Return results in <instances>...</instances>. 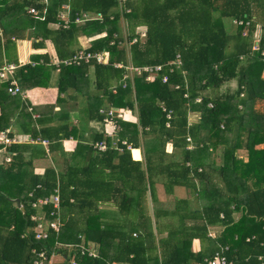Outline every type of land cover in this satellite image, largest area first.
Masks as SVG:
<instances>
[{
    "label": "trees",
    "instance_id": "1",
    "mask_svg": "<svg viewBox=\"0 0 264 264\" xmlns=\"http://www.w3.org/2000/svg\"><path fill=\"white\" fill-rule=\"evenodd\" d=\"M64 4L68 6V28H61L57 20V13ZM29 8L38 14H28ZM84 12L99 14L100 20L75 26L72 21ZM11 16H15V24L1 26V22ZM121 17L132 32L126 39L120 37L116 25ZM229 20L249 21L251 33L241 36L243 26L236 24L233 33L227 34L223 21ZM24 21H28L25 26L21 25ZM48 23L56 25V30L48 31ZM0 27L3 38L0 59L6 58V62L16 65L8 60L10 38L20 39L19 32L26 28L32 29L33 35L42 28L40 36L50 39L56 60H67L76 54L69 48L78 35L93 38L85 52H106L107 62L60 65L59 79L62 75L76 79L91 66L95 90L110 108L126 107L135 112V124L116 122L118 140L135 148L138 128L143 135L152 137L143 141L141 170L139 162L132 161L125 146L118 143L120 156L116 150L107 148L81 170L71 168L56 175L46 169L42 176L34 175L27 170L30 163L20 159L16 146L20 142L19 135L9 128L15 111L23 114V110L30 111V108L20 96L7 95L5 86L0 84V130L8 128L9 136L16 140L5 150L10 160L2 159L0 163V264H32V250L40 249L47 255L51 252L59 255L61 261L55 264H206L204 259H210L214 253H220L225 264H264V148L254 150L256 144L264 142V114H245L244 111L245 106L264 100V81L260 78L264 65L260 56V51H264V0H125L122 3L119 0H45L44 3L41 0H0ZM256 27L259 51L251 52L252 32ZM136 29L143 30L144 40L125 46L126 41L137 38L140 31L134 33ZM101 34L104 36L99 37ZM176 59L180 62L177 68L166 66ZM51 62L53 60L46 59L16 69L19 89L47 87L41 80L48 68L54 69ZM156 65L164 67L152 81H145L144 75L135 76L127 70L128 67ZM169 67L172 72H168ZM162 75L166 76L165 83L160 80ZM176 85L178 88H173ZM222 85L228 88L220 92ZM230 85L235 86L234 92L229 91ZM196 98L200 100L198 103ZM9 107L13 114H8ZM189 112L199 114L197 123L188 124ZM25 113H29L24 114L28 118L25 144L42 146L41 155L48 153V147L51 150L56 147L43 139H56L58 144L62 137H68L64 125L47 126L45 118L37 119L43 127L35 130L29 121L31 112ZM167 113L170 118L166 120ZM95 115L93 120L102 125V115L98 112ZM233 127L244 128V146L248 149L246 163L237 160L233 153L239 134L222 150V164L217 172L215 168L207 170L210 167L203 162L208 157L207 149L216 147L213 139ZM168 143L170 148L180 151L178 159H164L163 145ZM106 144L108 147L109 140ZM193 144L192 150H186V146ZM133 157L138 158L137 152H133ZM114 159L117 163L112 164ZM105 170L117 176V188L109 181L110 175L104 174ZM210 172L217 173L226 188L227 197L220 202L217 199L210 205L200 202V208L191 211L186 200L180 198L174 201L171 212L160 214L154 209L149 215L144 213L142 204L147 196L151 207L157 200L155 187L159 181L165 195L173 191L182 194L185 190L195 193L196 199L204 190H214L217 196L221 195L218 185L210 180ZM78 174L89 181L80 182L76 179ZM120 175L124 179H120ZM91 176L94 178L89 179ZM55 188L65 216L61 211L58 232L49 230L47 240L35 241L34 225L29 218L43 208L41 212L51 208L31 209L29 204L49 195ZM82 188L89 193H80ZM111 189L116 194L128 189L116 200L122 220H115L113 225L105 223L103 211L96 209L111 201L108 197ZM14 200H18L20 207ZM233 211L239 212L235 221L231 217ZM160 218L167 223L160 225ZM209 231L216 235L208 236ZM161 232L166 234L159 238ZM193 239L199 243L196 253L189 252ZM56 242L73 247L56 248ZM82 244L84 251L78 247ZM88 247L94 251V256L85 252Z\"/></svg>",
    "mask_w": 264,
    "mask_h": 264
},
{
    "label": "crops",
    "instance_id": "2",
    "mask_svg": "<svg viewBox=\"0 0 264 264\" xmlns=\"http://www.w3.org/2000/svg\"><path fill=\"white\" fill-rule=\"evenodd\" d=\"M42 3L45 2V0H41ZM15 16L7 17L4 21H2V25L5 28L11 27L15 24ZM10 21V25L9 22ZM28 21H24L21 23V25H26ZM224 24V22H223ZM1 28V27H0ZM42 29V28H41ZM41 29L39 31H41ZM46 29L48 31H54L56 30V25L53 23H48L46 26ZM45 30V27H44ZM38 31V34L33 35L32 29L26 28L23 32H19L22 34V37L20 39H11L12 46H10L8 50V60H11L12 62H16L20 67H22L25 64L33 65L35 63H40L43 60L50 61H56V56L54 54V49L52 46V43L50 39H45L40 36L41 32ZM10 32V31H9ZM92 41L93 38H86L85 36L78 35L75 40L71 42L70 50H74L76 53L79 51H84L89 47L88 41ZM0 42L2 44L3 38L2 33L0 29ZM37 45V46H34ZM1 64L3 62H6V58H1ZM19 67V68H20ZM18 70V69H17ZM264 70V65L261 69V80L264 81V78L261 77ZM60 72L55 71L54 69H49L48 72L43 75L41 82L44 84H47V87H25V89L22 91L21 99L24 101V104H27L30 108L29 110H26L25 112H31L30 114V125L35 130L42 128L41 124L39 125L37 123V119H43L45 118V122L47 123V126L53 127L56 125H64L65 133L68 134V137H62V139L57 144L56 139H43L50 144H55V148L52 150L48 147V153L41 155L40 151H43V147L40 145H26L25 141L27 139L26 129L25 125L27 124L28 118L24 116L25 113L23 110V114L20 113L18 110L13 112L12 108L9 107L7 111L9 110L8 114L14 113V118L11 119V124L9 126L10 130L14 132L15 134L19 135V142L16 144L17 148H19L20 151V159L22 162L29 164L27 167V170L29 169L32 171V174L37 176H42L44 171L46 169H51L57 173H63L71 168L79 169L81 170L84 168L89 160L93 158H97L98 155H100L98 152L91 151V144L96 141H104L106 143V140H109V146L111 149L116 150L117 156H120L122 151H118V149H121L118 146V143L120 144L118 138H117V131L114 132V136L111 138H108L107 134L105 132V127L101 125L97 120H93V118L96 116L97 111L101 108H108L110 107L108 103L105 102L104 98L100 96V92H97L94 87V81H93V73L92 68L89 66L86 69V73L83 75H80L76 79H73L71 76L68 75H62L59 79ZM61 76V75H60ZM34 82V81H32ZM30 82V83H32ZM29 84V83H28ZM60 85V87H59ZM58 87L60 88V91H58ZM227 85H222L220 88V92L224 91L226 89ZM228 88V87H227ZM235 86L230 85L229 91L234 92ZM243 94H239V97H241ZM58 100V101H56ZM64 100V102H63ZM79 101V103H77ZM258 106L264 107V100H256L252 105L245 106L244 111L245 114H264V111H259L257 108ZM240 109V106L238 107ZM16 114V115H15ZM131 124H133L136 121L135 118V112H132L131 115ZM35 118V119H34ZM199 118L198 113H187V122L188 124H195L197 123ZM195 120V121H192ZM247 127V126H245ZM222 128V127H220ZM244 128L240 127H233L230 128L229 131H226L224 134L219 135L217 139H213L216 141V147L212 150L211 148H208L207 151V159L203 162L205 165L209 166L208 169H217L222 164V150L225 148H228L230 146V143L232 142L231 139L235 137L236 135L240 134V138L236 139L235 142L237 144V148L235 149L234 156L237 160L241 161L242 163H246L248 157V149L245 144V133L243 132ZM63 134L64 131H62ZM143 131H141L139 128L137 129V139H136V145L135 148L131 147L129 152V156L132 161L139 162V169L141 170V163H144L143 158V141L152 140V137L149 135H143ZM249 139H252L250 136H247ZM98 138H100L98 140ZM254 140V139H253ZM22 144V145H21ZM113 144V145H112ZM121 145V144H120ZM169 143L165 146V160H176L180 157V151L178 149L170 148ZM36 147L34 150L33 148ZM194 144L190 147L189 150L193 149ZM199 146V144H198ZM264 148V142H259V144H256L254 146V150H261ZM40 150V151H39ZM159 150V149H157ZM137 152L138 158L133 157V152ZM17 153V152H16ZM209 154V155H208ZM5 156L4 152H0V163H2V158ZM117 163V159L113 160L112 164ZM163 166L164 164H160ZM188 165V164H186ZM200 168V167H198ZM205 168V169H206ZM104 174H109L110 178L109 181L115 186V188L118 187L119 181L117 180V176L113 172L108 173V170L104 171ZM211 181L215 182L218 187V190H221V195L217 196L215 191H202V193H205L209 197V202H206V205H210L211 203H214V201L217 199L219 202L224 197H227L226 188L223 185V181L220 180L221 178L217 175V173H209L211 175ZM115 176V177H114ZM94 178L91 176L89 179ZM76 179L80 182H86L89 181L88 179H85L81 177L80 174L76 176ZM120 179H124L122 175H120ZM159 184L156 185V195L157 200L151 207L148 202V196L143 201L142 207L144 208V213L146 215H149L153 212V210H157L158 213L163 214L167 212H171L174 208V201L176 199H180L178 196L179 191L172 192L171 195H165L164 188L162 186V183L159 181ZM84 184V183H82ZM158 187L161 188V191L158 189ZM71 188V187H70ZM128 189L122 190L121 193L116 194L113 189H111L108 192V197L111 198V201L100 204L96 207L97 210L103 211L104 213V222L110 225H113L115 220L120 222L121 217L120 215L122 212L120 211V207L118 206V202L116 201L119 197H121L123 191L127 192ZM80 193L88 194L89 191L86 188L80 189ZM183 194V193H182ZM146 195V194H145ZM196 195V194H195ZM200 195V194H199ZM197 200V203L195 204L194 208L189 207V210H196L200 207L199 197ZM18 201V200H17ZM72 201V200H71ZM166 203V205L164 204ZM172 203V204H171ZM203 203V202H202ZM221 205V204H220ZM18 206L20 207V204L18 202ZM230 208H233V205L230 206ZM61 211L63 215L65 216V213L63 212V208L60 206V214ZM236 215V217H234ZM118 216V217H117ZM232 219L235 221L239 217V212L233 211L232 213ZM167 223L165 219L160 218L159 224H165ZM163 227V226H160ZM164 229V228H163ZM165 232H161L158 237L162 238L165 236ZM199 249V243L197 240H192L189 244V252L190 253H196ZM207 259H204V261ZM61 261V257L59 255H55L52 258V263H59Z\"/></svg>",
    "mask_w": 264,
    "mask_h": 264
},
{
    "label": "built area",
    "instance_id": "3",
    "mask_svg": "<svg viewBox=\"0 0 264 264\" xmlns=\"http://www.w3.org/2000/svg\"><path fill=\"white\" fill-rule=\"evenodd\" d=\"M29 14L35 15L36 11L33 8H30L28 10ZM59 20L62 22V27H66L68 24L67 16L65 12H60L58 14ZM87 20H100V16L97 14L94 17L89 16L88 14H81L79 17L75 18L74 22L76 24H81L84 21ZM233 24H242L243 28L246 26H249V22H243L232 20ZM242 28V29H243ZM140 37H143L144 34L141 33L139 35ZM255 39V40H254ZM254 40V41H253ZM251 43V52H257L259 51L258 46V38H253ZM136 39H132L130 43L135 42ZM261 60L264 62V51H260ZM79 62H82L84 64H88L90 62H94L95 64H105L107 62V53L106 52H95V53H88L85 51H79L77 52L72 58L67 60H56L51 62V65L53 68L58 71L59 66H72V65H78ZM180 62L178 59H176L174 62L168 63L166 66H173V68H177L179 66ZM116 68H120V65H114ZM130 66V65H129ZM19 67V65L3 62L0 65V83L5 86V93L10 96H22V91L18 87V81L15 77V70ZM164 65H156V66H144V67H138V68H132L128 67L127 70L129 73H134L135 76H141L144 75L145 81H152L158 73L163 69ZM168 72H172V69L169 67ZM124 80H126V77H124ZM161 82L165 83L166 76H161ZM173 88L177 89L178 86H173ZM112 92H114V89H112ZM186 97V95H184ZM196 102H199V99L195 100ZM207 107H211V104H207ZM29 110V109H28ZM98 113L102 115V123L105 126V132L109 134L108 136L112 137L114 135V132L118 129L117 121L124 120L125 117H131L132 114L131 110L128 108H108V109H99ZM166 120L170 118L169 114L167 113L165 115ZM165 128L168 127V123L166 122ZM10 130L4 129L0 130V152L5 153L4 162H8L10 160L9 155L6 154L5 149L9 147L11 144H14L16 142L14 137L9 136ZM11 134V133H10ZM187 142H189L188 138H185ZM44 144V143H42ZM122 146H125L126 149H129V145L126 144V142H121ZM107 149L106 143L104 141H96L92 144V150L94 152L102 153ZM118 151H121V149H118ZM30 196V194H28ZM30 208H42V207H48L50 206V211L47 212V215L49 216V219L45 217L44 212L35 213L30 216V221L34 225L32 228L33 232V239L35 241H41L45 240L47 238V233L49 230L52 232H58L61 224L60 220V199L58 196V190L57 188L53 189L52 192L44 196L42 198L36 199L35 202L30 203ZM46 215V216H47ZM55 246L57 248H65L66 250L73 247V245H62L58 242L55 243ZM83 245L79 246V249L81 251H84ZM85 252L88 253V255L94 256V251L91 250L90 247L85 248ZM33 253V260L32 264H53L52 258L56 255L53 252H51L49 255L46 254L45 250H39L34 251ZM258 260L261 259V257L257 258ZM206 264H225V259L220 253H214L213 256L210 259L205 260Z\"/></svg>",
    "mask_w": 264,
    "mask_h": 264
},
{
    "label": "rangeland",
    "instance_id": "4",
    "mask_svg": "<svg viewBox=\"0 0 264 264\" xmlns=\"http://www.w3.org/2000/svg\"><path fill=\"white\" fill-rule=\"evenodd\" d=\"M123 1H125V0H119V3H122ZM121 6H122V4H121ZM126 13V12H125ZM224 22V28H225V32L227 33V34H232L233 33V30H234V27H235V24H233V22H231L230 20L229 21H223ZM247 22H249V21H247ZM78 25H81V24H78ZM116 25L118 26V28H119V33H120V37L121 38H123V39H126L127 38V36L129 35V34H131L132 32H131V28L126 24V22H125V20L121 17V18H119V20H118V23H116ZM258 27V26H257ZM257 27H256V31H253L252 32V34H253V37H252V40H253V38H258V35H259V31H258V29H257ZM250 28H251V26H250V22H249V26L248 27H244L243 29H242V31H241V36H247L249 33H251V31H250ZM138 30L139 29H136L135 30V32L134 33H136V32H138ZM140 31V33H141V30H139ZM142 32H143V30H142ZM144 34V33H143ZM104 36V34H101V36H99V37H103ZM137 37H138V34H137ZM144 38L145 37H143V38H141V41L142 40H144ZM255 40V39H254ZM253 40V41H254ZM88 41V40H87ZM88 42H90V41H88ZM112 43H110V45H111ZM89 45H90V43H89ZM127 44H126V42H125V46H126ZM252 46V45H251ZM251 46H250V48H251ZM261 77H263L264 78V70H263V73H262V76ZM56 101H58V100H56ZM63 102H64V100H63ZM77 103H79V101H77ZM258 109H259V111L261 110V111H264V107H262V106H258L257 107ZM190 113V112H189ZM188 113V114H189ZM192 121H195V120H192ZM188 147H190V146H188ZM190 148H188V150H189ZM7 190L6 191H9L10 190V188H6ZM158 189L161 191V188L160 187H158ZM11 191H12V193H14L13 192V190L11 189ZM186 192L185 193H183V194H178V196L177 197H179V198H184L185 200H186V202H187V205H188V208L189 207H191V208H194L195 207V204L197 203V200H196V196H195V193H190V192H187V190H185ZM198 193V192H197ZM209 197L210 196H208V195H206L205 193H200V195H199V201H201V202H204V201H206V202H209L210 200H209ZM16 204V203H15ZM165 205H166V203H164ZM172 204V203H171ZM234 217H236V215L234 216ZM211 237H213V236H215L216 234H215V232H212V231H209V233H208Z\"/></svg>",
    "mask_w": 264,
    "mask_h": 264
},
{
    "label": "clouds",
    "instance_id": "5",
    "mask_svg": "<svg viewBox=\"0 0 264 264\" xmlns=\"http://www.w3.org/2000/svg\"><path fill=\"white\" fill-rule=\"evenodd\" d=\"M30 9V8H29ZM28 9V10H29ZM28 10H27V12H28ZM35 10V9H34ZM36 11V10H35ZM65 12L66 13V16H67V20H68V24H67V26L66 27H64V28H68V26H69V24H70V20H69V18H68V6L67 5H62L61 7H60V10H59V12L57 13V20H58V23H60V27L61 28H63L62 27V22L59 20V18H58V14L60 13V12ZM29 14V13H28ZM38 13H37V11H36V14L35 15H32V14H30V15H32V16H36ZM81 14H88L89 16H95V15H97V14H90V13H81ZM80 14V15H81ZM79 15V16H80ZM99 15V14H98ZM79 16H77V17H79ZM77 17H75V18H77ZM75 18H74V20H75ZM74 20L72 21L73 22V24L75 25V26H79L78 24H76L75 22H74ZM87 21H91V20H87ZM87 21H84V22H87ZM84 22H82L81 24H83ZM59 25V24H58ZM141 33H143V32H141ZM140 32H139V34H138V37L137 38H135V37H132L129 41H126V44H127V46L128 45H131V44H133V43H135V42H137L138 40H140L141 38H143V37H140L139 35L141 34ZM132 39H136V41L135 42H133V43H130V41L132 40ZM112 43V42H111ZM84 51H86V49L84 50ZM20 67V66H19ZM18 67V68H19ZM17 68V69H18ZM184 95H186V94H184ZM184 95H183V97H184ZM184 98H186V97H184ZM196 99H199V98H196ZM195 99V100H196ZM196 102V101H195ZM198 103V102H197ZM108 108H110V107H108ZM108 108H101V109H108ZM121 108H126V107H121ZM98 112V111H97ZM131 112H133L132 110H131ZM99 114V113H98ZM132 115V114H131ZM130 115V116H131ZM131 119H132V117H125V119L124 120H120V121H122V122H128V123H131ZM133 121H134V119H132ZM101 123H102V118H101ZM136 123V121L133 123V124H135ZM102 125L104 126V124L102 123ZM105 127V126H104ZM8 129V128H7ZM118 130V129H117ZM114 136V135H113ZM112 136V137H113ZM108 138H111L110 136H107ZM186 141V140H185ZM120 142V144H121V142L122 141H119ZM187 142V141H186ZM94 143V142H93ZM92 143V144H93ZM92 144H91V151H92V153L94 152L93 150H92ZM113 145V144H112ZM106 146H107V144H106ZM188 146H190V145H188ZM188 146H186V148L188 147ZM107 148H110V146H108ZM131 146H129V149H126V150H128V151H130L131 149ZM7 149V148H6ZM5 149V150H6ZM111 149V148H110ZM107 150V149H106ZM105 150V151H106ZM104 151V152H105ZM103 153V152H102ZM102 153H99V154H102ZM94 154V153H93ZM5 157V156H4ZM4 157L2 158V159H4ZM197 171H199V169L197 170ZM58 196H59V193H58ZM59 199H60V196H59ZM69 202H72L71 200H69ZM14 203H15V200H14ZM17 206H18V204H16ZM60 218H61V214H60ZM61 220V219H60ZM60 226H61V224H60ZM208 236H210L209 234H208ZM211 237V236H210ZM63 245V244H62ZM70 245V244H69Z\"/></svg>",
    "mask_w": 264,
    "mask_h": 264
},
{
    "label": "bare ground",
    "instance_id": "6",
    "mask_svg": "<svg viewBox=\"0 0 264 264\" xmlns=\"http://www.w3.org/2000/svg\"><path fill=\"white\" fill-rule=\"evenodd\" d=\"M239 26H240V25H239ZM23 66H24V65H23ZM21 68H22V67H21ZM18 70H19V69H18ZM17 72H19V71H17ZM17 76H18V75H17ZM18 82H19V81H18ZM0 84H1V83H0ZM34 119H35V118H34ZM10 147H11V146H10ZM7 152H8V151H7ZM43 209H45V208H43ZM43 209H42V210H43ZM42 210H41V211H42ZM44 212H45V210H44ZM45 213H47V212H45ZM45 213H44V214H45ZM45 216H46V215H45ZM46 217H47V216H46ZM49 233H50V232H49ZM30 234H31V233H29V235H30ZM24 235H25V234H24ZM25 236H26V235H25ZM48 236H49V235H48ZM47 239H48V238H47ZM47 239H46V240H47ZM82 245H83V244H82ZM78 247H79V246H78ZM56 248H57V247H56ZM73 249H74V248H73ZM68 255H69V253H68ZM69 259H70V258H69ZM74 263H75V261H74Z\"/></svg>",
    "mask_w": 264,
    "mask_h": 264
},
{
    "label": "water",
    "instance_id": "7",
    "mask_svg": "<svg viewBox=\"0 0 264 264\" xmlns=\"http://www.w3.org/2000/svg\"><path fill=\"white\" fill-rule=\"evenodd\" d=\"M15 203H16V204H18V201H17V200H15Z\"/></svg>",
    "mask_w": 264,
    "mask_h": 264
}]
</instances>
